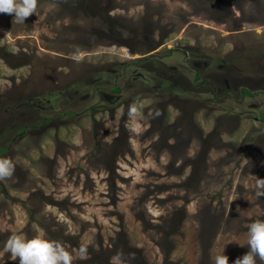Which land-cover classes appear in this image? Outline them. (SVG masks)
<instances>
[{"label":"rangeland","instance_id":"374dc122","mask_svg":"<svg viewBox=\"0 0 264 264\" xmlns=\"http://www.w3.org/2000/svg\"><path fill=\"white\" fill-rule=\"evenodd\" d=\"M13 20L0 14V158L15 164L0 264H19L13 233L62 241L73 264H110L123 241L142 264L243 256L264 219V0H38Z\"/></svg>","mask_w":264,"mask_h":264},{"label":"clouds","instance_id":"9594fccd","mask_svg":"<svg viewBox=\"0 0 264 264\" xmlns=\"http://www.w3.org/2000/svg\"><path fill=\"white\" fill-rule=\"evenodd\" d=\"M38 6V0H0V14L14 15L13 23H24L31 17ZM9 33H7L8 35ZM71 59L79 61L80 54L74 52ZM138 114L136 104L129 106L128 116L132 118ZM15 164L11 158H0V182L12 179ZM257 197H264V178L255 177ZM248 251L238 257L234 264H264V219H256L247 226ZM89 244L81 241L76 250L80 258L88 255ZM4 250L10 253L13 259H18L19 264H73L74 256L62 241L50 240L39 233L31 238L24 234L13 233L5 241ZM134 259V254L125 257L118 251L110 258V264H128ZM210 264H229V257L223 253L210 252Z\"/></svg>","mask_w":264,"mask_h":264},{"label":"trees","instance_id":"16d2710c","mask_svg":"<svg viewBox=\"0 0 264 264\" xmlns=\"http://www.w3.org/2000/svg\"><path fill=\"white\" fill-rule=\"evenodd\" d=\"M186 55V54H185ZM154 60V59H163V57H156V56H151L149 57L148 59H141V60H137V61H134L132 62L131 65H127L124 67V70L122 71V74H125V73H136L137 71H139V69H142L143 68V65L146 64V62L150 61V60ZM130 71V72H129ZM146 71V70H145ZM195 73H196V76H195V82H198L200 80V75L198 73L197 70H193ZM135 76V75H134ZM139 76V79L142 80V81H145V78L143 75H138ZM117 92H119L120 89H115ZM246 96H251L249 93H245ZM5 153V150L0 148V156L3 155ZM173 233H170L169 235H166L165 236V239H170V236H172ZM122 241V240H121ZM123 252L125 254V257H128V254H134V259H130L128 261L129 264H142L141 261H139L138 259L140 258V256H138L137 254V251L138 249H136L135 247H133L131 245L130 242H127V241H123ZM171 251L170 250H166V253H170Z\"/></svg>","mask_w":264,"mask_h":264},{"label":"water","instance_id":"95a60500","mask_svg":"<svg viewBox=\"0 0 264 264\" xmlns=\"http://www.w3.org/2000/svg\"><path fill=\"white\" fill-rule=\"evenodd\" d=\"M28 104H30V101L27 102V103H25L24 105L26 106V105H28ZM24 105H23V106H24ZM38 107L41 108L40 106H38Z\"/></svg>","mask_w":264,"mask_h":264}]
</instances>
